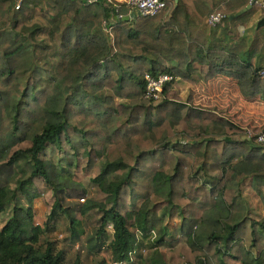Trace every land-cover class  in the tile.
Here are the masks:
<instances>
[{
	"label": "trees",
	"instance_id": "1",
	"mask_svg": "<svg viewBox=\"0 0 264 264\" xmlns=\"http://www.w3.org/2000/svg\"><path fill=\"white\" fill-rule=\"evenodd\" d=\"M164 1L124 20L125 2L0 0V213L12 204L0 264H65L42 236L66 216L75 244L76 214L90 213L92 251L107 247L110 264H264V214L253 217L242 193L250 186L264 209V146L215 109L144 97L148 73L221 74L264 100V8L235 16L250 0ZM218 12L226 18L208 25ZM80 171L96 195L65 206L87 193ZM39 182L54 199L43 226L33 219ZM147 237L152 253L137 263Z\"/></svg>",
	"mask_w": 264,
	"mask_h": 264
},
{
	"label": "rangeland",
	"instance_id": "2",
	"mask_svg": "<svg viewBox=\"0 0 264 264\" xmlns=\"http://www.w3.org/2000/svg\"><path fill=\"white\" fill-rule=\"evenodd\" d=\"M252 23L251 20L250 28L245 31L247 36L251 34L254 27ZM244 37L246 36L244 35ZM221 76L226 78L227 81H224L226 82L225 84L221 82L207 83L202 80L192 82L183 80L182 78H175L173 81H176L177 85L167 96L163 95L160 100L153 102V104L159 103L164 97L184 102L189 100L191 105L217 110L224 117L247 132H256L264 129V100L259 96L253 99H246L241 94L239 95L240 92L236 88V81L234 79L225 75ZM77 175L78 180L86 187L87 193L82 197L65 199V206L67 204L85 203L88 199H92L96 195L95 187L89 182V172L80 171ZM39 184H41V182L38 183V195L33 200V219L36 224L43 226L54 199L50 189ZM242 193L253 217H260L264 214V209L259 197L250 186L246 185ZM21 202L25 203V199L22 196ZM11 207L12 204L7 205L4 211L0 213V226L9 218ZM76 216L78 220L76 230L79 232V242H82V245L79 242L71 244L68 239L66 240L69 222L66 216H62L56 223L55 230L43 235L42 239L47 237L48 240L55 242L58 249L64 251L65 264H76V262H79V264H110V253L107 247H103V249L98 252L92 251L93 241L89 238H91L96 225L95 213H90L82 217L76 214ZM109 230H111V228L108 226L107 231ZM150 240V237L140 238L136 251L133 253L137 263L145 262L152 253ZM159 251L164 257L165 248L160 247Z\"/></svg>",
	"mask_w": 264,
	"mask_h": 264
},
{
	"label": "built area",
	"instance_id": "3",
	"mask_svg": "<svg viewBox=\"0 0 264 264\" xmlns=\"http://www.w3.org/2000/svg\"><path fill=\"white\" fill-rule=\"evenodd\" d=\"M86 3H92L95 1L101 0H84ZM107 2L108 4L115 5L116 0H102ZM259 4L262 8H264V0H250V2ZM129 7V18H134L137 16H152L159 13L165 7L164 0H124ZM18 7V6H16ZM114 16L113 12H109V18L112 19ZM118 18H121L122 15L118 14ZM226 18L224 13H213L210 14L207 18V24L210 26H214L218 24L221 20ZM240 33H244V27H239ZM261 75H264V72L261 71ZM175 78L171 74L160 73L156 75L145 74L144 82H145V91L144 97L151 101H158L163 97V89L167 82L174 80ZM248 138L254 139V142L258 145L264 146V129L258 130L256 132L248 131ZM83 200V199H82ZM117 264V263H114Z\"/></svg>",
	"mask_w": 264,
	"mask_h": 264
},
{
	"label": "crops",
	"instance_id": "4",
	"mask_svg": "<svg viewBox=\"0 0 264 264\" xmlns=\"http://www.w3.org/2000/svg\"><path fill=\"white\" fill-rule=\"evenodd\" d=\"M116 1H118V2H123L124 0H116ZM258 19V14H255V15H252L248 20H247V22H246V25H242V24H239V27H244V30L245 31H247V29H249L250 28V26H251V20H252V24H255V21ZM239 27H238V32L240 33V31H239ZM245 31H244V35L246 36L245 38L246 39H248L249 37H250V34L247 36L246 35V33H245ZM242 33H240V36H243L244 37V35H243ZM195 76H197V75H195ZM225 79V80H224ZM224 81H227L226 80V78L224 77V76H221V74L220 75H216V76H214L213 78H211V79H209L208 81H206L207 83L208 82H210V83H213V82H215V83H218V82H221V83H223V84H225L226 82H224ZM236 85V88L238 89V87H237V83L235 84ZM239 91V90H238ZM239 95H240V93H239Z\"/></svg>",
	"mask_w": 264,
	"mask_h": 264
},
{
	"label": "water",
	"instance_id": "5",
	"mask_svg": "<svg viewBox=\"0 0 264 264\" xmlns=\"http://www.w3.org/2000/svg\"><path fill=\"white\" fill-rule=\"evenodd\" d=\"M252 4H253V1H251L245 8H243L241 11H239L235 16L241 15L243 12H245L246 10H248L251 7ZM233 17H234V15H231V16H229V19H232ZM123 19L124 20H128L130 18L127 15V16H124Z\"/></svg>",
	"mask_w": 264,
	"mask_h": 264
}]
</instances>
